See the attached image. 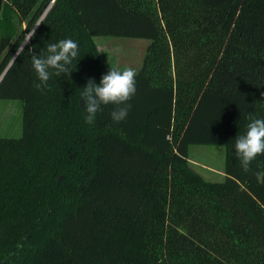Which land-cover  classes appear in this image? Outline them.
<instances>
[{
	"label": "trees",
	"instance_id": "trees-1",
	"mask_svg": "<svg viewBox=\"0 0 264 264\" xmlns=\"http://www.w3.org/2000/svg\"><path fill=\"white\" fill-rule=\"evenodd\" d=\"M0 100L21 103L0 138V264H264V155L245 172L235 140L264 118V0H0ZM23 26L22 29L20 27ZM19 28V29H17ZM94 37L147 40L126 119L80 92L110 70ZM78 43L46 85L32 55ZM224 149L223 179L187 164Z\"/></svg>",
	"mask_w": 264,
	"mask_h": 264
},
{
	"label": "clouds",
	"instance_id": "clouds-1",
	"mask_svg": "<svg viewBox=\"0 0 264 264\" xmlns=\"http://www.w3.org/2000/svg\"><path fill=\"white\" fill-rule=\"evenodd\" d=\"M80 59L78 43L72 39H61L57 43L47 45L46 55H32L31 62L37 78L41 82L36 87L46 85L55 70V75L70 74L68 67L73 61ZM136 76L134 69L128 67L123 70L110 68L101 77L99 84L89 79L81 89L80 97L84 101V121L93 124L102 105H115L111 111L113 122L119 123L126 119L130 105L127 103L136 93ZM246 133L235 140L236 155L240 160L243 171H250V164L258 155H264V118H256L251 113L248 116ZM258 180L264 173H255Z\"/></svg>",
	"mask_w": 264,
	"mask_h": 264
},
{
	"label": "rangeland",
	"instance_id": "rangeland-1",
	"mask_svg": "<svg viewBox=\"0 0 264 264\" xmlns=\"http://www.w3.org/2000/svg\"><path fill=\"white\" fill-rule=\"evenodd\" d=\"M1 4V2H0ZM52 1L47 7L51 6ZM23 26L20 27L22 29ZM19 29V28H17ZM32 29L26 37L30 36ZM27 38V40H28ZM24 39V40H25ZM27 42V41H26ZM93 42L102 64L136 72L148 45L147 40L119 37H94ZM1 57V56H0ZM264 95V83H263ZM21 134V103L18 100H0V138H19ZM224 149L219 145H190L187 150L188 168L207 182L223 179Z\"/></svg>",
	"mask_w": 264,
	"mask_h": 264
},
{
	"label": "water",
	"instance_id": "water-1",
	"mask_svg": "<svg viewBox=\"0 0 264 264\" xmlns=\"http://www.w3.org/2000/svg\"><path fill=\"white\" fill-rule=\"evenodd\" d=\"M1 2V1H0ZM49 7L45 8V10L40 14V17L38 18L37 22L35 23V25L32 28V31L36 28V26L39 24V22L44 18L45 14L47 13ZM28 36L26 37V39L21 43V45L19 46V48L16 50V52L14 53L13 57L11 58V60L9 61V63L7 64V66L5 67V69L3 70V72L0 75V80L2 79L3 75L5 74V72L7 71V69L9 68V66L11 65V63L14 61L15 57L17 56V54L21 51V49L24 47V45L26 44Z\"/></svg>",
	"mask_w": 264,
	"mask_h": 264
}]
</instances>
